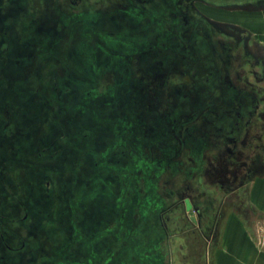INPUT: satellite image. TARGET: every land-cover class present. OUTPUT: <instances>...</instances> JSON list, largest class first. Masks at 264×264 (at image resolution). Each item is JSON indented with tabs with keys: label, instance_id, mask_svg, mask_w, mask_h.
I'll return each instance as SVG.
<instances>
[{
	"label": "rangeland",
	"instance_id": "1",
	"mask_svg": "<svg viewBox=\"0 0 264 264\" xmlns=\"http://www.w3.org/2000/svg\"><path fill=\"white\" fill-rule=\"evenodd\" d=\"M157 1L146 14L151 21L149 26L152 21L158 26L145 35L113 27L97 33L91 23L108 15L116 18L141 15L146 5L137 0H54L49 6L44 0H18L19 16L2 31L3 35L0 31V37L4 36L16 53H28L33 61L26 66L5 63L0 69L3 67L5 78L10 81L15 78L20 88L21 112L26 116L21 120L31 123L28 131L37 140L31 156L54 172L53 184L46 183L52 179L47 177L41 185L57 191V202L61 204L54 202L53 232L64 234L67 240L64 249L67 245L66 249H72V243L76 245L77 241L93 248L94 241L101 238L99 233L104 234V241L111 238L110 231L117 227L112 222L97 229V234L88 230L94 227L93 220H85L90 216L88 203H93L94 198L122 205V217H128L130 222L121 238L137 242L139 203L148 195L145 189L148 185L152 184L153 193L160 197L194 193L197 176L189 172L196 162L193 151L199 153L204 147V154L208 149L204 141L199 145L196 142L197 137L203 138L204 132L200 131L196 113L186 114L181 109L175 115L177 126L171 124V116L177 100L181 102L194 90L195 75L190 67L198 62L200 54L197 55L196 48L200 47L201 39L214 45L218 78L226 81L223 90L230 82L252 83L255 68L264 73V0H173L168 7ZM6 4V0L0 1L2 10ZM176 10L188 19L187 27L183 20L173 16ZM161 19L166 24L162 25ZM197 31L200 39L195 38ZM225 57L229 59L226 61ZM201 73L202 77L206 74ZM263 81L255 90L260 89L264 95ZM2 117L5 122L13 121L7 113ZM92 125L101 127L96 132L97 141L109 134L110 154L101 149L100 156L94 139L83 144L88 137L81 130L87 131L85 126L93 131ZM183 125L188 128L186 133L182 132ZM178 126L181 131H176L173 137L169 130ZM121 150L125 152L122 159L112 154ZM199 159L204 160V169L213 164L210 155ZM144 165L150 169L147 179L143 178ZM19 169L21 181L27 180L24 169ZM96 169L105 170V174L97 176ZM108 172L118 181H114V191L118 190L114 195L109 188L100 189ZM58 173L63 180L62 192ZM263 178L264 171L255 179L264 182ZM201 181L207 185L213 181L206 170ZM105 186L109 187L108 183ZM60 210L65 219L72 211L70 220L60 222ZM249 222L242 221L245 229L236 223L225 233L234 237L264 235V217H255L253 224L252 219ZM229 223L232 225L230 220ZM114 247L120 250V244L111 249ZM152 248L151 243L133 248L138 255L135 252L132 261L136 258L142 261L153 254ZM218 249L215 263L222 264L223 254Z\"/></svg>",
	"mask_w": 264,
	"mask_h": 264
},
{
	"label": "flooded vegetation",
	"instance_id": "2",
	"mask_svg": "<svg viewBox=\"0 0 264 264\" xmlns=\"http://www.w3.org/2000/svg\"><path fill=\"white\" fill-rule=\"evenodd\" d=\"M6 1L8 4L5 9L2 10L0 7L1 32L7 30L20 13L17 9L18 0ZM137 1L146 5L143 6L141 15L117 18L116 15H108L91 21L92 27L98 30L97 33L113 27L145 35L153 27L158 26L153 21L149 26L151 21L146 14L155 4H153L154 0ZM44 2L49 6L54 0H44ZM157 2L163 7L173 5V0ZM173 16L183 20L185 27L189 25L188 19L180 10H176ZM161 21L162 25L166 24L164 20ZM198 33L200 32L195 33L196 39L201 38L197 36ZM200 43V47L196 48L197 55L200 54L198 62L190 67L192 74L195 75L194 90L192 89V93L187 97H185L186 93L183 94L185 98L181 102L177 100V108L171 116V124L177 126L175 115L179 114L181 109L185 110L186 114L196 113L195 118L200 123V131L204 132L202 136L204 139L205 135L208 137L205 140L198 137L196 139L198 145L201 144L200 141H204L208 149L206 148L204 154V147H201L199 153L193 151L196 162L189 173L191 176H197L194 178L196 181L194 193L189 191L183 197L170 198L166 197L167 195L160 197L153 193L152 184L148 185V188H145L148 195L139 203L141 204L138 211L140 227L137 242L132 241L133 239L125 242L121 238L130 222L128 217H122L124 215L122 205L117 206V203L113 204L110 201L102 203L100 198H94L93 203H88L90 216L85 219L86 222L93 220L94 227L93 230L88 228L89 232L93 231L97 234V229L106 228L108 222H112L117 227L111 231L108 229L112 233L109 240L107 238L104 241V234L99 233L101 238L98 237L99 240L94 241L96 245H92L93 248L90 249L80 241H77L76 245L72 243L74 246H71L72 249H66L68 245L64 249L67 241L64 239V234L53 232L54 202L57 205L61 203L57 202V191L45 188L41 182L44 178L52 177L51 181L47 180L46 183L53 184L54 172L50 166L39 164L31 156L37 140L35 141L34 135L28 131L31 123L23 121L26 116L21 112L20 88L15 78L11 81L5 78L3 67L0 69V264H216V251L221 248L229 220L250 223L249 220L252 219L253 224L255 217L258 219L264 217V212L257 208L253 199V190L258 183L255 178L264 171V95L260 89L255 90V87L264 80V73L255 68L253 84L251 81L241 85L230 82L227 89L223 90L225 80L218 78L216 57L212 51L214 45L204 39H201ZM9 44L4 36L0 37V67L5 63H21L26 66L33 62L28 53L23 54L20 51L16 53ZM231 56L233 54H230L229 58ZM225 58L226 61L229 59ZM202 71L206 73L203 77ZM3 82H6V85ZM174 101L176 102V99ZM24 109L27 110L23 107ZM4 113L9 114L13 121L5 122L2 117ZM21 117L24 119L21 120ZM90 127L93 131L86 129L85 126L84 129L87 131L81 130L83 136L88 137L83 144L94 139V144L100 149L99 155L101 149L109 153L112 146L107 143L109 134H104L105 138L104 136L102 140L100 138L101 142L97 141L96 132L100 131L101 127L98 125ZM187 129L183 125L182 132L186 133ZM179 130L181 131V126L174 127L169 132L174 137L175 132ZM112 154L119 155L122 159L125 152L121 150L120 153ZM206 155H210L213 164L204 169V160L199 158ZM106 156L104 155V159L107 158ZM128 156L132 155L129 153ZM19 168L24 169L27 180L21 181ZM204 170L213 180L211 185L201 181ZM104 171L96 169L95 173L100 176L101 173L105 174ZM149 171L148 165H144L143 178H148ZM109 172L103 179L109 187L102 184L100 189L104 191L109 188L113 190L112 195H114L118 193V190L114 191V181H118ZM113 175L118 178L117 174ZM57 176L61 178V173ZM111 179L113 180L110 181ZM60 181L62 192L64 189L62 178ZM129 183L132 184V181ZM186 199L190 202V208H187ZM61 210L60 215L58 214L60 222L70 220L73 212L68 213L65 219ZM80 222L83 223L81 220ZM86 234H88L87 230ZM149 243L153 247V254L143 257L142 261L137 258L132 261V255L135 252L138 255L133 248L138 245L143 248ZM118 244L120 250H116V247L111 249ZM103 258L108 259L101 262Z\"/></svg>",
	"mask_w": 264,
	"mask_h": 264
},
{
	"label": "crops",
	"instance_id": "3",
	"mask_svg": "<svg viewBox=\"0 0 264 264\" xmlns=\"http://www.w3.org/2000/svg\"><path fill=\"white\" fill-rule=\"evenodd\" d=\"M253 199L257 208L264 212V182L256 183ZM231 222L232 225L228 223L226 229L236 223H239L241 227L243 226V229L246 228L244 223L242 224V220ZM220 249L223 254L221 257L222 264H264V235L258 237L252 234H236L234 237L233 234H226Z\"/></svg>",
	"mask_w": 264,
	"mask_h": 264
},
{
	"label": "water",
	"instance_id": "4",
	"mask_svg": "<svg viewBox=\"0 0 264 264\" xmlns=\"http://www.w3.org/2000/svg\"><path fill=\"white\" fill-rule=\"evenodd\" d=\"M186 201V204H187V208H190V202L188 199L185 200Z\"/></svg>",
	"mask_w": 264,
	"mask_h": 264
},
{
	"label": "bare ground",
	"instance_id": "5",
	"mask_svg": "<svg viewBox=\"0 0 264 264\" xmlns=\"http://www.w3.org/2000/svg\"><path fill=\"white\" fill-rule=\"evenodd\" d=\"M175 179V178H174Z\"/></svg>",
	"mask_w": 264,
	"mask_h": 264
}]
</instances>
